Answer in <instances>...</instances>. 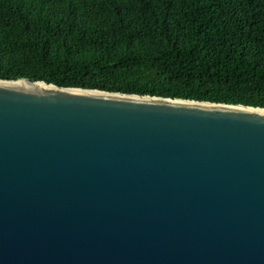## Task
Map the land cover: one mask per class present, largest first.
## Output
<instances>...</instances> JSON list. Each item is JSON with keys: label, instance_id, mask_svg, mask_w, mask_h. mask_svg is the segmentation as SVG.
Wrapping results in <instances>:
<instances>
[{"label": "water", "instance_id": "1", "mask_svg": "<svg viewBox=\"0 0 264 264\" xmlns=\"http://www.w3.org/2000/svg\"><path fill=\"white\" fill-rule=\"evenodd\" d=\"M0 264H264V108L0 79Z\"/></svg>", "mask_w": 264, "mask_h": 264}, {"label": "trees", "instance_id": "2", "mask_svg": "<svg viewBox=\"0 0 264 264\" xmlns=\"http://www.w3.org/2000/svg\"><path fill=\"white\" fill-rule=\"evenodd\" d=\"M264 108V0H0V79Z\"/></svg>", "mask_w": 264, "mask_h": 264}]
</instances>
